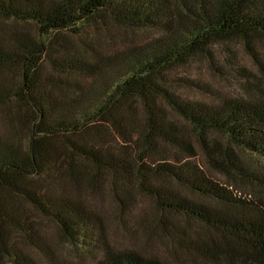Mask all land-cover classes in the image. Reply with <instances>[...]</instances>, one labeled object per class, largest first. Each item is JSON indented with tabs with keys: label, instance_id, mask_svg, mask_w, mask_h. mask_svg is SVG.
I'll use <instances>...</instances> for the list:
<instances>
[{
	"label": "trees",
	"instance_id": "16d2710c",
	"mask_svg": "<svg viewBox=\"0 0 264 264\" xmlns=\"http://www.w3.org/2000/svg\"><path fill=\"white\" fill-rule=\"evenodd\" d=\"M0 16L31 22L38 32H11L0 42V67L10 64L19 73L15 84L0 80V97L13 100L12 116L28 133L25 147L0 139V248L10 264L35 263L7 245L6 227L41 247L19 204L53 222L72 245L93 226L90 210L51 189L61 168L72 182L84 173L74 157L94 166L90 180L99 171L132 175L161 211L208 230L198 250L214 264H264V173L248 171L236 153L264 159V65L250 44L264 35V0H0ZM106 21L157 36L105 55L79 53L58 37ZM232 41L241 42L256 71L226 64L225 72L255 80L242 79L239 90L226 94L188 79L185 84L203 94L178 91L175 67L202 59L217 70L215 59L232 50ZM104 130L129 153L102 146ZM168 179L195 196L169 187ZM91 264L166 263L104 249Z\"/></svg>",
	"mask_w": 264,
	"mask_h": 264
},
{
	"label": "rangeland",
	"instance_id": "374dc122",
	"mask_svg": "<svg viewBox=\"0 0 264 264\" xmlns=\"http://www.w3.org/2000/svg\"><path fill=\"white\" fill-rule=\"evenodd\" d=\"M16 31L26 32L30 37L38 35L33 23L0 16V42L7 38L8 34ZM154 36H157V31L152 29H126L107 22L95 28L87 26L75 35L64 31L63 36L60 34L58 37L69 41L71 43L69 45L79 53L92 55V52H97L105 55L117 54L129 47L143 44ZM56 41L59 46L63 43L58 39ZM231 44L232 50L223 49L222 58L215 59L218 65L217 70L209 67L208 62L202 59L191 60L188 64L175 67L172 79L177 80L174 86L178 91L194 96L202 93L197 88L187 86L184 80L188 79L202 82L226 94L239 90L237 86L242 79L255 80L254 76L246 73L225 72L226 64L234 67L246 66L256 71L252 68L255 62L250 54L243 50L241 42L232 41ZM250 44L255 56L264 65V35L250 38ZM48 62L46 57H43L40 66L42 72H47L50 68ZM18 78L19 73L13 65L0 67L2 82L9 81V84H15ZM262 84L264 85V82ZM207 97L208 95L205 94L204 98L207 99ZM13 107V100H2L0 97V139L10 140L25 147L28 133L25 126L13 118ZM137 116L139 117V114ZM104 132L105 134L101 135L102 146L110 147L113 152L120 150L124 154L129 153L127 145L124 146L116 140L110 131L104 130ZM59 153L62 155L65 151L60 150ZM236 153L248 171L264 173L262 157L239 149H236ZM183 154L186 156V153L183 152ZM200 155L201 152L197 148L195 157L198 159ZM74 160L81 169L84 168V173L72 182L61 168L56 173L59 184H52L51 189L70 196L94 214V224L87 230L82 241H79L78 245L68 243L61 237L53 222L45 219L26 204H19L21 210L26 211L27 225L37 239H40L41 247H35L24 241L19 232L11 226L6 227L8 246L15 245L28 254L35 264H91L101 256L104 249L133 250L146 257H155L166 264H214L207 255L198 250L200 245L197 242L204 240L208 230L183 217H175L171 213L161 211L150 196L136 187V181L132 175L117 178L106 171H99L96 178L90 180L96 172L94 166L79 157H74ZM69 163L73 161L69 160ZM204 167L210 170L215 179H219L217 172L207 165ZM164 182L180 193L190 197L195 196L172 180L168 179ZM37 186H39L38 183ZM236 186L245 187V184L243 181L236 180ZM9 261L4 247L1 246L0 264H10Z\"/></svg>",
	"mask_w": 264,
	"mask_h": 264
}]
</instances>
